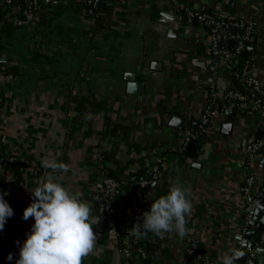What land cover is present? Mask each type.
Wrapping results in <instances>:
<instances>
[{"label":"crops","instance_id":"crops-1","mask_svg":"<svg viewBox=\"0 0 264 264\" xmlns=\"http://www.w3.org/2000/svg\"><path fill=\"white\" fill-rule=\"evenodd\" d=\"M29 1L0 4V194L8 193L4 199L14 212L9 225L15 242L22 245L34 222L22 214L32 202L30 189L45 174L46 158L69 165L62 183L83 193L93 215L104 175L121 178L116 205L125 227L129 180L137 172L156 173L145 190V211L180 181L192 201L190 232L155 238L150 263L221 264L243 232L245 177H253L255 190L264 188V149L250 164L244 153L247 142L261 137L264 115L251 113L248 101L229 99L237 121L224 129L232 112L222 97L233 88L231 69L206 53L207 29L183 17L187 10L213 7L220 16L253 18L258 30L248 45L247 70L264 86V0H105L95 21L85 13V0H31V8ZM23 9H32L33 17L18 25ZM131 75L144 84L138 93L126 91L124 76ZM210 85L220 95L217 113L190 155L184 138L195 130ZM190 239L199 243L205 262L192 255ZM15 242L5 254L13 257L8 264L19 257ZM139 257L127 237L119 245L103 235L83 264H143Z\"/></svg>","mask_w":264,"mask_h":264},{"label":"clouds","instance_id":"clouds-1","mask_svg":"<svg viewBox=\"0 0 264 264\" xmlns=\"http://www.w3.org/2000/svg\"><path fill=\"white\" fill-rule=\"evenodd\" d=\"M85 114V119H90ZM44 176L37 186L30 189L32 202L23 210L22 219H33L31 230L26 233L22 245L19 241V257L15 264H83L97 244L98 234L94 226L100 217L92 214L90 201L83 193L71 191L62 183V173L69 171V165L50 159H42ZM0 194V231L14 212L4 196ZM192 201L187 187L180 181L174 182L167 193L155 199L150 210L143 212L140 222L129 230L137 239L146 238L149 233L164 238L175 234L184 238L192 215ZM244 253L237 247H230L221 256V264H237ZM7 259H13L9 253Z\"/></svg>","mask_w":264,"mask_h":264},{"label":"built area","instance_id":"built-area-1","mask_svg":"<svg viewBox=\"0 0 264 264\" xmlns=\"http://www.w3.org/2000/svg\"><path fill=\"white\" fill-rule=\"evenodd\" d=\"M15 0H0V4L11 5ZM51 3H55L54 0H47ZM101 0H85V13L92 20L98 19L99 9ZM33 11L32 9H23L21 18H17L16 23L22 25L28 23L32 20ZM185 20L196 19L201 24L209 28L208 34L210 37V44L206 48V53L212 57H220L223 59L224 63L227 64L230 69L235 65L233 62V57L241 54L246 50L248 45L252 43L256 37L258 30V23L251 17L247 16H236L233 20L225 21L223 19H217L211 13L201 10H187L184 13ZM234 28V32H226L223 34L222 29L227 30L228 28ZM233 42V47L230 49L228 47V42ZM251 57H248L244 61V67L251 63ZM215 64L209 66L212 72L215 71ZM241 69H237L236 73L240 72ZM233 74V70H231ZM242 86L247 90L244 93L238 88L228 89L224 94L223 98H229L230 100H241L249 102V111L251 113H263L264 115V86L261 81L256 77L246 74L242 76L241 79ZM220 95L216 91L213 85L208 88V100L206 101L202 113L195 121L196 129L190 131L185 136V141L190 138L197 139L200 143L203 142L204 137L210 127L211 119L217 113L218 99ZM232 111L230 105L226 107V112L229 114ZM262 135L259 139H254L247 142L244 146L245 159L248 164L255 161L257 155L264 149V117L261 124ZM97 159L102 160L103 157L97 153ZM4 157H0V161ZM105 172V169L104 171ZM156 178V173L150 172L147 175L136 179L132 182L133 191L129 195L128 199V210H129V221L128 225L125 227V237L137 247L139 255L141 257H147L148 253L138 246L141 239L135 238L130 234V229L132 226L140 222L143 212H145V190L152 182V179ZM125 183L114 176L105 174L102 180V190L100 193L101 201L98 206H96L97 215L100 217L98 231V238L103 236L102 227L104 223L113 224L114 220H119L120 215L116 205V199L120 194ZM264 191V188L259 191L254 189V179L251 175H247L244 179V183L241 188V195L243 198V220L245 230L246 224L252 215V210L255 207V202L257 197ZM113 227V225H112ZM7 230V225L5 224L2 231H0V242L5 236ZM116 240L119 238L118 232H112L110 234ZM156 239H163L156 237ZM190 251L192 255L203 262L204 256L199 248V243L195 239L189 240ZM6 246L0 244V255L5 251ZM151 264V263H148Z\"/></svg>","mask_w":264,"mask_h":264},{"label":"water","instance_id":"water-1","mask_svg":"<svg viewBox=\"0 0 264 264\" xmlns=\"http://www.w3.org/2000/svg\"><path fill=\"white\" fill-rule=\"evenodd\" d=\"M20 0H15L18 3ZM26 5L27 7H32V1ZM233 4L231 3V6ZM221 32L225 34L226 32H234V28H228L227 30L222 29ZM228 47L232 49L233 42H228ZM127 80L126 91L130 93H138L144 89V84L138 83L134 80V77L124 76ZM139 84V85H138ZM232 101V100H231ZM173 118L176 116V112L173 113ZM235 116V108L232 109L230 115H228L223 122L224 129L231 128L232 124L237 121ZM174 120V119H173ZM176 121V120H175ZM171 124H173L171 122ZM190 120L186 121L184 125H189ZM174 125L180 130L183 128L181 121L175 122ZM196 129V125L194 126ZM260 138V137H259ZM199 146V141L195 138H190L186 144V149L190 155H194L196 149ZM237 248H239L244 255L239 259L240 264H264V191L257 197L255 202V207L252 210V215L248 220L245 230L242 234L237 237Z\"/></svg>","mask_w":264,"mask_h":264},{"label":"trees","instance_id":"trees-1","mask_svg":"<svg viewBox=\"0 0 264 264\" xmlns=\"http://www.w3.org/2000/svg\"><path fill=\"white\" fill-rule=\"evenodd\" d=\"M101 1L102 2L100 4V8H102L106 2L105 0H101ZM215 2L217 3L218 0H214V3ZM0 7H2V6L0 5ZM203 11L211 13L217 19H223L225 21L233 20V18L220 16L218 13H216L214 11L213 7L206 8ZM204 27L207 29V31H209L208 27H206V26H204ZM250 54H251V52L247 47L244 52L234 56L233 62H235V65L231 68V70H233V74H232V76H233V79H232L233 80V87L242 90L244 93H247V90L242 86L241 79H242V76L249 74L247 69H248V66L250 64L244 68H243V66H244L245 59L250 57ZM237 69H241L240 72L236 73ZM223 105H229V98L224 99ZM109 175H111V174H109ZM145 175L146 174H144L143 171H139V172H137L135 178L139 179ZM111 176H113V175H111ZM114 177H116V176H114ZM116 178L122 181L121 178H118V177H116ZM136 179H134L133 181H135ZM133 181L129 180V184L132 185ZM100 201H101V196L99 195V197L97 198V200L95 202V206H98ZM129 219H130V217H129ZM9 222H10V218L7 219V222H6L7 230H6L5 236L3 237V239L0 242L1 245L6 246L4 253L2 255H0V264H8V261L6 259L5 254L7 253L8 249L14 244L16 237H17L14 230H12L10 228ZM112 225H113V227H112ZM101 230L103 232V235H110L112 232H118L119 238L117 239V243L119 245H121V243H123V241L125 239V226L122 225L120 219L114 220L113 224L104 223ZM155 238L156 237L150 233L149 236H147L146 238H142L138 243V246L141 247L144 251H146L148 253L147 257H141V256L139 257L140 260L143 261V264H148L151 262V253L155 249V242L153 241Z\"/></svg>","mask_w":264,"mask_h":264}]
</instances>
